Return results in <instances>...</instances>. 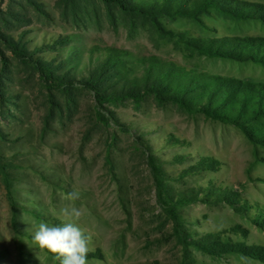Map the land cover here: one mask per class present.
I'll return each mask as SVG.
<instances>
[{
    "label": "rangeland",
    "instance_id": "rangeland-1",
    "mask_svg": "<svg viewBox=\"0 0 264 264\" xmlns=\"http://www.w3.org/2000/svg\"><path fill=\"white\" fill-rule=\"evenodd\" d=\"M231 1L264 14V0ZM108 49L123 67L100 69ZM150 60L199 78L191 107L144 81ZM225 80L264 87L261 15L0 0V264H59L32 235L62 226L64 206L81 211L87 264H264V142L196 107ZM244 125L264 135V117Z\"/></svg>",
    "mask_w": 264,
    "mask_h": 264
},
{
    "label": "trees",
    "instance_id": "trees-1",
    "mask_svg": "<svg viewBox=\"0 0 264 264\" xmlns=\"http://www.w3.org/2000/svg\"><path fill=\"white\" fill-rule=\"evenodd\" d=\"M104 1H114L119 3L122 8L136 10L152 18L157 14L165 13L195 16L196 13L204 10V8L206 9L210 5H215L231 15L259 14L264 19L263 13L231 0H152L151 3L149 2L144 7L134 5H129L128 7L124 5L123 0ZM216 48L217 50L225 52L223 53L225 55L237 58L245 57L242 53L233 51L236 47L231 40L216 43ZM121 56V51L108 49L106 57L99 64L100 69L108 70L110 66L111 68L123 67V62L120 60ZM113 58L117 60L114 61ZM89 65L91 64L89 63ZM98 74L99 71L94 72L91 70L88 78L91 86L96 84L99 77ZM152 78L157 82V85L154 83L153 86L156 88L155 90L159 96H164L165 99L191 107L189 103L190 98L186 99L184 91L197 86L195 85L197 76L187 73L184 70H177L176 66L172 63L159 65V63L150 60L146 67L144 81L149 83ZM175 82L181 83L180 86H176ZM222 82L218 86H212L209 83L204 85L200 96L207 98V101L204 102L202 98H198L196 107L208 117L224 123H233L239 128L244 129L254 140L261 143L264 142V135L256 127L248 128L244 125L247 122H252V120H257L261 116L264 117V87L253 84L243 85L242 83L230 80ZM205 242L206 240L197 241V245L205 250V252L213 253L215 249L207 248ZM225 247V245H221L219 251L225 249Z\"/></svg>",
    "mask_w": 264,
    "mask_h": 264
},
{
    "label": "clouds",
    "instance_id": "clouds-1",
    "mask_svg": "<svg viewBox=\"0 0 264 264\" xmlns=\"http://www.w3.org/2000/svg\"><path fill=\"white\" fill-rule=\"evenodd\" d=\"M78 193H70L69 200L78 199ZM60 215L65 222L62 226L41 222L33 232L32 243L39 250H47L59 264H87L89 237L85 235L77 221L81 211L75 207L64 206Z\"/></svg>",
    "mask_w": 264,
    "mask_h": 264
}]
</instances>
